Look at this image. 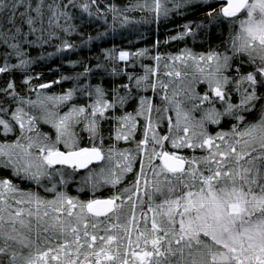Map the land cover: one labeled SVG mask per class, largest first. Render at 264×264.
Here are the masks:
<instances>
[{"label": "snow or ice", "instance_id": "snow-or-ice-1", "mask_svg": "<svg viewBox=\"0 0 264 264\" xmlns=\"http://www.w3.org/2000/svg\"><path fill=\"white\" fill-rule=\"evenodd\" d=\"M200 2L205 20L163 43L203 32L206 51L161 52L157 38L155 54L105 48L39 82L46 45L76 51L72 35L159 25L193 0H0V264H264V0ZM69 167L88 169L91 198L60 190ZM45 178L51 199L15 182Z\"/></svg>", "mask_w": 264, "mask_h": 264}, {"label": "trees", "instance_id": "trees-1", "mask_svg": "<svg viewBox=\"0 0 264 264\" xmlns=\"http://www.w3.org/2000/svg\"><path fill=\"white\" fill-rule=\"evenodd\" d=\"M116 3L124 5L129 2V0H115ZM129 15L134 16L136 19H139L145 13L136 11L129 13ZM150 15V14H149ZM205 20V10L202 6L200 0H193V4L190 8L182 10V13H174L169 19L162 20L159 25L154 23L144 24V23H132L127 25V30L124 33L122 27L117 25L114 31L108 30V35L101 37L98 40L92 41L89 45L81 44V40L84 37L77 35H72L70 37L75 43L79 45L76 51H66L63 53L56 52L54 46H45L46 52L54 53L51 57L44 55V58L39 60L36 64L33 65L32 74L43 73L39 77V82H49L53 80H58L61 74L64 75H73L76 71H80L79 67L74 68L72 65L68 64V60H81L84 57L90 58L93 63L95 62V57L102 53V50L105 48L115 47L117 50L125 49L136 51L140 48L150 49L152 54H155L156 50L153 48L157 38L162 42L159 48L161 52H177L178 50L183 49L185 46L192 48L194 51H206L208 43L215 45V37L209 34L208 37H205L203 32L197 34L196 38L191 36L185 37L183 41H170L167 44L163 43L168 40L170 35H175L182 30V26L186 23L192 22L197 23ZM110 24V20H109ZM108 25L104 24L103 21L98 23H93L88 31L93 35H96L97 31H102L108 29ZM58 43V42H55ZM33 55H40L38 50L33 51ZM139 63L147 64L150 61L152 62L151 56H146L138 60ZM141 64V65H142ZM137 68V66H136ZM142 68V67H141ZM138 69V68H137ZM142 69H138L136 73H142ZM130 71V68H129ZM132 71L135 72V69ZM15 77L19 80L20 73H14ZM3 82V78L0 77V83ZM35 82V81H34ZM72 86V82L64 81L61 84H53L49 89L51 92H59L67 87ZM150 95L151 92L145 93ZM157 102H159V96H157ZM164 124L161 125L160 130L163 131ZM218 130L215 125L210 126V131ZM44 184V183H43ZM69 192H74L71 185H69ZM107 195L108 191H100L97 193V196ZM87 195V190L83 193Z\"/></svg>", "mask_w": 264, "mask_h": 264}, {"label": "rangeland", "instance_id": "rangeland-1", "mask_svg": "<svg viewBox=\"0 0 264 264\" xmlns=\"http://www.w3.org/2000/svg\"><path fill=\"white\" fill-rule=\"evenodd\" d=\"M122 30L125 33L126 30H127V25L124 26V27H122ZM136 62L133 61L134 65H135L134 67L132 65H129L130 71H132L133 69H136V66H137ZM154 63L155 62L152 60V62L150 61L147 64H154ZM138 64H139L138 65V68L142 69L141 71L143 73V68H141V64L142 63L140 62ZM161 71L163 72V68L161 69ZM135 72H137V70ZM142 73H140V74H142ZM161 78L162 79H165V77H163V76H161ZM140 120H141V129H142L143 124H144V121H143V118L142 117L140 118ZM164 130H165V126L163 128V131L161 130V132H164ZM77 131L78 132L80 131V128L79 127L77 128ZM80 134H81L82 137H84V139H83L84 142H88V140H87V133L86 132H81ZM135 135H136V140L141 139L142 138L141 130H137V132H136ZM0 138H2V137H0ZM118 147H120V148H132V149H134L135 148V140H130L128 142L120 141L119 144H118ZM87 174H88V171L82 172V173H78V172H75V171L66 169L65 170V178L68 180V183H67L66 186L63 185V184H61V183H59L58 177H57L58 187L60 188V190H66V191L69 192V185H71L72 188H73V190H74V192H72V193L69 192V194H71L73 196H79L81 199H89V198L92 197V191L90 189V186H84L83 185V178L86 177ZM130 181H131V174H129V180H128V182H130ZM15 182L17 184H19L20 187H22V188L39 190L40 193H41V195L42 196H45L46 198L51 199L52 196L54 195L53 193L48 192V191L45 190L46 188L51 187V183L47 180V178H45L42 181V184L44 183L43 184V187H41L39 189H36V185L32 181H28V180H16ZM81 187H83V191L80 190ZM86 190H87V195H83V193ZM105 190L107 192L108 191V188L107 187H103V188L98 189L96 191V195H97L98 192L105 191Z\"/></svg>", "mask_w": 264, "mask_h": 264}, {"label": "flooded vegetation", "instance_id": "flooded-vegetation-1", "mask_svg": "<svg viewBox=\"0 0 264 264\" xmlns=\"http://www.w3.org/2000/svg\"><path fill=\"white\" fill-rule=\"evenodd\" d=\"M135 62H136V61H135ZM138 63H139V61L136 62V64H137V68H138V65H139ZM137 68L135 69V71L139 69V68H138V69H137ZM128 110L131 111V110H132L131 107H129ZM41 127H42V129H43L44 131H48V130L50 129V126L43 125V124L41 125ZM105 135H107V132H105ZM82 143H83V144H87L88 142H84V140H83ZM90 167H95V164L92 165V166H90ZM67 169L72 170L71 168H67ZM72 171H73V170H72ZM86 171H88V169H85V170H79V169H78V170H76L75 172L82 173V172H86ZM100 195H101V194H99L98 196H100ZM103 195H104V194H103Z\"/></svg>", "mask_w": 264, "mask_h": 264}, {"label": "water", "instance_id": "water-1", "mask_svg": "<svg viewBox=\"0 0 264 264\" xmlns=\"http://www.w3.org/2000/svg\"><path fill=\"white\" fill-rule=\"evenodd\" d=\"M90 166H92V165H90ZM70 168V167H69ZM79 170H85V169H79Z\"/></svg>", "mask_w": 264, "mask_h": 264}]
</instances>
